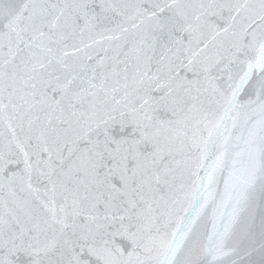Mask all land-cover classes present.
I'll use <instances>...</instances> for the list:
<instances>
[{"label":"snow or ice","instance_id":"obj_1","mask_svg":"<svg viewBox=\"0 0 264 264\" xmlns=\"http://www.w3.org/2000/svg\"><path fill=\"white\" fill-rule=\"evenodd\" d=\"M0 264H264V0H0Z\"/></svg>","mask_w":264,"mask_h":264}]
</instances>
